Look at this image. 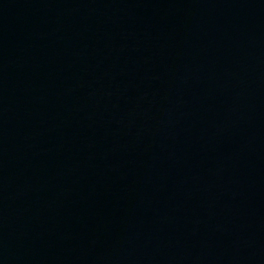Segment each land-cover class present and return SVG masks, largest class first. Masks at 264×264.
<instances>
[{
  "label": "water",
  "instance_id": "water-1",
  "mask_svg": "<svg viewBox=\"0 0 264 264\" xmlns=\"http://www.w3.org/2000/svg\"><path fill=\"white\" fill-rule=\"evenodd\" d=\"M0 264H264V0H0Z\"/></svg>",
  "mask_w": 264,
  "mask_h": 264
}]
</instances>
